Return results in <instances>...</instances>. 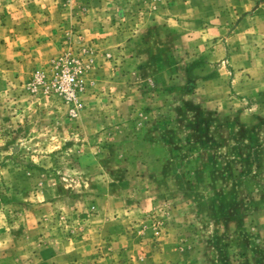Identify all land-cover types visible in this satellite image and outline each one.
<instances>
[{
  "label": "rangeland",
  "instance_id": "1",
  "mask_svg": "<svg viewBox=\"0 0 264 264\" xmlns=\"http://www.w3.org/2000/svg\"><path fill=\"white\" fill-rule=\"evenodd\" d=\"M0 264H264V0H0Z\"/></svg>",
  "mask_w": 264,
  "mask_h": 264
},
{
  "label": "built area",
  "instance_id": "2",
  "mask_svg": "<svg viewBox=\"0 0 264 264\" xmlns=\"http://www.w3.org/2000/svg\"><path fill=\"white\" fill-rule=\"evenodd\" d=\"M70 81H71L72 83L74 82L73 79H70ZM71 82H70V83H71Z\"/></svg>",
  "mask_w": 264,
  "mask_h": 264
}]
</instances>
